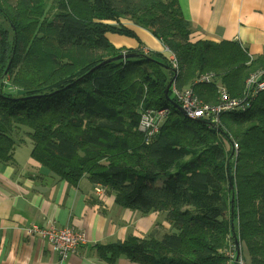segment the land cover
Listing matches in <instances>:
<instances>
[{
    "label": "trees",
    "instance_id": "trees-1",
    "mask_svg": "<svg viewBox=\"0 0 264 264\" xmlns=\"http://www.w3.org/2000/svg\"><path fill=\"white\" fill-rule=\"evenodd\" d=\"M0 15L9 24L0 23V163L14 160L16 128L26 126L32 158L61 179L77 185L87 176L121 207L165 214L171 228L161 238L100 245L111 260L228 264L231 229L251 262L264 264V91L249 111L228 114L237 118L231 135L166 95L175 72L168 52L116 47L107 33L136 36L123 20L151 32L178 56L179 85L193 80L211 103L216 84H195L198 77L214 72L240 97L264 55L252 59L229 41L192 42L179 0H0ZM142 107L170 111L149 142L139 130Z\"/></svg>",
    "mask_w": 264,
    "mask_h": 264
},
{
    "label": "crops",
    "instance_id": "crops-1",
    "mask_svg": "<svg viewBox=\"0 0 264 264\" xmlns=\"http://www.w3.org/2000/svg\"><path fill=\"white\" fill-rule=\"evenodd\" d=\"M179 3L190 25L192 42L229 41L240 45L252 59L264 55V0ZM123 23L140 39L139 42L132 38L124 47L146 45L163 53V43L151 32L131 20ZM31 151L26 141L18 143L14 160L0 163V264H141L126 255L111 260L110 254L100 253L98 247L132 235L146 238L153 233L161 238L170 230L164 213L143 215L121 207L115 194H97L95 184L87 176L72 185L32 158ZM51 224L83 230L87 241L61 260L46 239L26 230L32 225Z\"/></svg>",
    "mask_w": 264,
    "mask_h": 264
},
{
    "label": "built area",
    "instance_id": "built-area-1",
    "mask_svg": "<svg viewBox=\"0 0 264 264\" xmlns=\"http://www.w3.org/2000/svg\"><path fill=\"white\" fill-rule=\"evenodd\" d=\"M168 53L169 64L175 72H178L180 70V60L173 56L172 53ZM217 78V74L210 71L202 74L195 81V84H216L218 96L214 103L200 98L193 87L181 89L176 87L174 83L172 84L173 96L181 103L185 115L190 118L204 119L215 126H219L221 125V117L224 114L249 110L255 98L264 91V66L258 67L249 73L243 88V95L240 97L231 96L227 87L217 80ZM142 108L139 130L145 134L146 141L149 142L158 132L163 118L170 111L168 107ZM238 146L239 143L235 142L234 148ZM95 192L97 194L106 193V187L103 184H95ZM26 230L30 234H38L46 239L61 260L67 259L72 253L76 252L80 244L87 241L86 233L72 226L51 224L43 227L32 225L27 227ZM240 262L244 264L242 261Z\"/></svg>",
    "mask_w": 264,
    "mask_h": 264
},
{
    "label": "rangeland",
    "instance_id": "rangeland-1",
    "mask_svg": "<svg viewBox=\"0 0 264 264\" xmlns=\"http://www.w3.org/2000/svg\"><path fill=\"white\" fill-rule=\"evenodd\" d=\"M0 23H2L5 27L9 28L8 22L6 20H4V18L1 15H0ZM107 35H108L109 41L111 43H113L116 47H124V45L127 44V41L132 39V38L136 39V40H138L140 42V39H139V36H138L137 33H136V36H130V35L123 34L121 32H108ZM140 47L143 50L142 51L143 53H147L148 54L150 52L152 53V51L156 52L155 50H153L150 47H147L146 45H141ZM165 50L170 52V53H172L173 56L178 58V56L174 53L173 50H171L168 46L164 45L162 51L166 52ZM180 72H182L181 69L178 72H174V76H173L172 80H170V81H172V84L174 83L176 85V87L181 88V89H183L185 87H193V80H192V82L190 81L188 84H185L183 86L179 85V83H178V75L180 74ZM248 76H249V74H248ZM168 83H167V85H168ZM171 86H170V89H169V93H171L172 96H173L172 87ZM5 89L8 92L13 93V94H18L19 93V90L17 88H12L11 85H9V84L7 85V87ZM257 98H258V96L255 99H257ZM169 105H170L171 109L175 110V107L173 106L172 102H169ZM247 111H249V110H247ZM228 114H230V113L224 114L225 116L223 118L221 117V121H222L224 130L227 133L229 132L231 135H234L236 130H237V128H236V119L237 118H235L234 115H228ZM164 118H166V116ZM16 129H17L16 132H15L16 144L26 141L27 143H29V145H30V147L32 149L33 144L28 139V136H27V131H30V128L26 127V126H21L19 128H16ZM232 137H233L232 140L235 142L237 136L236 137L232 136ZM24 138H25V140H24ZM238 141H240V140H238ZM234 151H235L234 158L237 159V157L239 156V153H240V144H239V146L237 148L235 147L233 149V153H234ZM159 230H161V228H159ZM234 236H235V238H234ZM148 237H157V235L151 233ZM158 237H160V235ZM239 237H240V234L236 233V235H234V233L231 231V229L229 230V232L227 234L228 247L225 250V255L228 257L227 263L228 264H241L240 261H242L244 264H253L251 262L252 261L251 257H250L251 254L249 253L250 251H249L248 246H246L247 244H246L245 240H243V242H242ZM238 250H239V252H238ZM237 260H238V262H237Z\"/></svg>",
    "mask_w": 264,
    "mask_h": 264
},
{
    "label": "water",
    "instance_id": "water-1",
    "mask_svg": "<svg viewBox=\"0 0 264 264\" xmlns=\"http://www.w3.org/2000/svg\"><path fill=\"white\" fill-rule=\"evenodd\" d=\"M124 57H126V55L125 54H121V55H119V56H116V57H113V58H109V59H106V61H104L103 63H105V62H110V61H112V60H117L118 58H124ZM102 63V64H103ZM172 85V81H170L169 83H168V85H167V87H166V89H165V93H166V95H169V89H170V86ZM238 252H239V250H238Z\"/></svg>",
    "mask_w": 264,
    "mask_h": 264
}]
</instances>
